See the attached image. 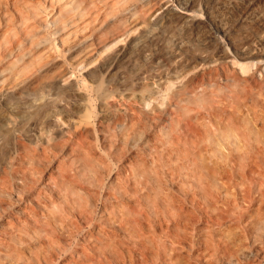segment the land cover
Masks as SVG:
<instances>
[{"label": "bare ground", "instance_id": "obj_1", "mask_svg": "<svg viewBox=\"0 0 264 264\" xmlns=\"http://www.w3.org/2000/svg\"><path fill=\"white\" fill-rule=\"evenodd\" d=\"M152 1L0 0V264H264V0Z\"/></svg>", "mask_w": 264, "mask_h": 264}, {"label": "rangeland", "instance_id": "obj_2", "mask_svg": "<svg viewBox=\"0 0 264 264\" xmlns=\"http://www.w3.org/2000/svg\"><path fill=\"white\" fill-rule=\"evenodd\" d=\"M152 1V0H151ZM155 1V0H154ZM154 1H152V2H154ZM230 23H231V30H232V33L233 34H235V35H239V36H244V33H246V31L247 32H251V31H253V30H255L256 29V27L258 28V25L256 24V26L255 25H253V27H252V24H249L250 26H251V28H250V26H248L249 27V29L251 30H249L247 27H245V25L244 24H241L240 22H239V20H238V16H235V17H232V19L230 20ZM255 26V27H254ZM247 28V29H246ZM241 34V35H240ZM130 37H131V33H128V34H126V36L124 35L122 38H118V42H116L115 43V45H113V47H110V49H108V48H106V51L105 50H103L99 55H97V57H95L94 58V60L91 62L90 61V63H88L87 65H85L84 66V64L81 66V67H78L77 68V72L78 73H76V74H74V73H72V74H68L67 76H66V79H64V81H62L61 82V84L62 85H66V83H68L69 81H71V80H79V81H81L82 80V78H84V76H86L87 74H88V72H90V71H93V74H97V76H98V79H99V82H98V84H99V86L97 85V87H98V92H97V94L98 93H100V94H106V93H110V92H113V91H115V90H118V89H120L122 86L121 85H118V84H114L115 82H114V74H112V71H114V70H112V71H110V70H108V69H106L107 71H105V69L103 68H101L100 69V67H99V63H100V61L102 60V58L104 57V56H106L111 50H113V49H117V47L119 48V45H122V44H124L128 39H130ZM230 62L232 63H230L233 67H238V65L237 64H235V63H233L231 60H230ZM121 62H119V64L118 65H120L121 66V69L122 70H124V73L126 74V78L128 79V77H129V79H128V81H130V83H129V86H131V84H134L135 82H136V78H133V76L135 77V75L132 73V72H130V69H129V67H128V65L126 64L125 66L123 65L124 64V62H122L121 64H120ZM119 66V67H120ZM104 71V72H103ZM109 74H111V75H109ZM156 72V71H155ZM153 73V74H152ZM157 73V72H156ZM156 73H154V71L153 72H151L150 74L151 75H154V74H156ZM148 74H149V72H148ZM190 74V73H189ZM187 77H188V74L186 75ZM190 76V75H189ZM101 79V80H100ZM132 79H135V80H132ZM180 80V79H179ZM185 79H181L180 81H171L172 83H167V82H165V81H162V82H160V84L162 85V87H164V88H166L167 86H168V84H169V88L167 87V90L169 89V91H166V92H169V93H171L172 92V90L174 91L175 89H177L178 87H179V85H181V82H183ZM127 81V82H128ZM167 83V84H166ZM166 84V85H165ZM116 85V86H115ZM117 85H118V87H117ZM128 85V84H127ZM160 86V85H159ZM100 87H101V89H104V91L103 90H100ZM116 87H117V89H116ZM161 87V86H160ZM113 88V89H112ZM115 89V90H114ZM99 90H100V92H99ZM162 93V92H161ZM96 96L97 95H95V94H93V98H94V100H93V111H94V114L97 112V105H96V102H97V100H96ZM161 98H163V97H161L160 95H158V98H155L154 99V101L152 100V102L150 101V103H148V104H146V105H144L145 106V111H147V110H150V111H153L154 110V108H152L153 106L155 107V106H157L158 104L157 103H159V100ZM155 100H158V101H155ZM154 103V104H153ZM159 105H161V103L159 104ZM159 105H158V107H159ZM162 105H164L163 103H162ZM158 107H155V110L158 108ZM162 106H160V108H161ZM164 107V106H163ZM150 108H152V110L150 109ZM164 109V108H163ZM154 110V111H155ZM160 109L158 108L157 109V111H158V113L160 112L159 111ZM96 111V112H95ZM153 111V112H154ZM156 112V111H155ZM154 112V113H155ZM161 112H162V108H161ZM157 113V112H156ZM158 113H157V116H158ZM163 114V113H162ZM160 115V114H159ZM165 116V117H164ZM169 116L170 115H166V114H163L161 117V119L162 120H158V121H155L154 123H152V124H154L153 125V127L155 128V129H151V130H153L152 132L154 133V136H155V134L157 135L158 134V132H159V128L161 129V131L164 129V127L167 125L166 123H168L169 121H170V119H169ZM165 118H166V120H167V122H166V120H165ZM161 121H162V123L163 122H166V123H163L164 124V126H161L160 127V125H163V124H161ZM160 122V123H159ZM158 124V125H157ZM159 126V127H158ZM162 127H163V129H162ZM168 129H169V127H170V122L168 123ZM156 128L158 129L157 130V133L155 132L156 131ZM165 129H166V127H165ZM164 129V131L163 132H165L166 130H168V129H166L165 130ZM161 131H160V134H161ZM150 130L148 131V133L150 134V135H148V133H147V135H146V137H151V139L153 138L154 139V136L153 135H151V134H153ZM162 132V134L163 135H161V136H164L165 134ZM168 132H170V130L169 131H167V133ZM166 133V132H165ZM166 133V134H167ZM157 136H159V134L157 135ZM149 138H146V139H148V140H150V142H152V140L151 139H149ZM147 142H149V141H147ZM111 169L113 170V172L116 170V165L114 164V165H111Z\"/></svg>", "mask_w": 264, "mask_h": 264}]
</instances>
